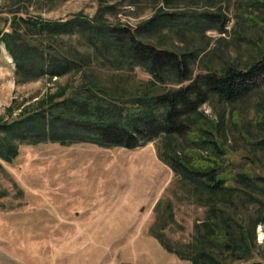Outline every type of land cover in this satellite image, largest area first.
Here are the masks:
<instances>
[{
	"label": "rangeland",
	"instance_id": "374dc122",
	"mask_svg": "<svg viewBox=\"0 0 264 264\" xmlns=\"http://www.w3.org/2000/svg\"><path fill=\"white\" fill-rule=\"evenodd\" d=\"M261 1L0 0V28L7 30L16 10L45 21L93 19L99 14L109 24L130 27L161 11L181 12L187 19L218 12L227 20L223 31L181 25L146 40L192 53L193 74L221 73L229 66L249 67L264 55ZM63 38L81 52H92L77 35ZM0 46V117L9 110L15 115L79 79L80 73L18 82L14 63ZM95 61L88 80L107 88L139 94L178 86L170 75L156 83L138 65ZM190 123L182 137H161L133 149L41 142L20 144L11 162L0 158V264H192L167 251L154 234H163L184 254L209 208L158 151L167 150L198 168L217 164L225 177L241 171L264 176V147L257 143L264 139V84L231 103L210 96L190 116ZM210 138L221 151L197 147L199 140ZM238 209L244 220L254 205ZM252 246L251 260L264 263V223L255 227Z\"/></svg>",
	"mask_w": 264,
	"mask_h": 264
},
{
	"label": "trees",
	"instance_id": "16d2710c",
	"mask_svg": "<svg viewBox=\"0 0 264 264\" xmlns=\"http://www.w3.org/2000/svg\"><path fill=\"white\" fill-rule=\"evenodd\" d=\"M226 23L218 12L199 13L187 19L181 12L161 11L130 27L109 24L99 14L93 19L79 16L45 21L16 10L7 30L0 28V44L14 63L16 80L80 75L59 92L37 99L35 105H25L15 115L9 110L6 117H0V158L13 161L20 144L88 142L133 149L161 137L184 136L190 130V116L210 96L231 103L264 84V55L249 67L229 66L221 73L193 74L196 57L192 53L162 48L146 38L181 25L192 30L223 31ZM73 35L80 37L92 52H81L67 44L63 37ZM95 59L141 66L156 83L170 75L178 86L161 93L139 94L107 88L88 80L92 78V65L98 62ZM257 143L264 147V139ZM197 144L202 149L221 151L211 138ZM158 156L192 186L199 194L198 200L209 208L207 220L197 225V234L185 245L184 254L173 248L163 234H154L158 242L192 264H233L236 260L241 261L237 264H264L251 260L255 227L264 223V176L241 171L225 177L217 164L198 168L167 150L158 151ZM247 203L254 205V212L242 220L237 215L238 208H246ZM249 259V263L244 262Z\"/></svg>",
	"mask_w": 264,
	"mask_h": 264
}]
</instances>
